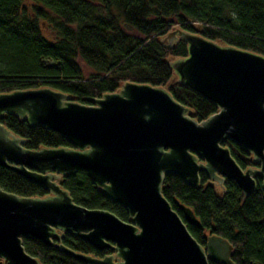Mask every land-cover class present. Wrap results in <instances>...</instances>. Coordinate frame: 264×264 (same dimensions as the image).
<instances>
[{
	"label": "water",
	"instance_id": "water-1",
	"mask_svg": "<svg viewBox=\"0 0 264 264\" xmlns=\"http://www.w3.org/2000/svg\"><path fill=\"white\" fill-rule=\"evenodd\" d=\"M178 40L187 56L169 63L177 82L217 108L202 122L166 90L146 85L124 84L90 105L47 88L0 94V117L45 127L72 146L30 151L0 124V167L49 192L32 199L0 189V264H40L25 252V237L84 264H234L226 240L210 236L202 248L192 238L161 185L173 174L194 188L203 173L213 183L234 182L247 197L260 178L264 195V57L180 29L162 42L170 47ZM225 141L251 154L254 166L241 169ZM80 170L126 210L129 223L72 202L59 180ZM180 209L187 224L199 226L189 208ZM68 233L111 255L96 258L64 247Z\"/></svg>",
	"mask_w": 264,
	"mask_h": 264
},
{
	"label": "trees",
	"instance_id": "trees-1",
	"mask_svg": "<svg viewBox=\"0 0 264 264\" xmlns=\"http://www.w3.org/2000/svg\"><path fill=\"white\" fill-rule=\"evenodd\" d=\"M44 25L51 28L52 39L43 35ZM174 29L264 57V0H0V94L47 88L90 105L124 84L146 85L166 90L201 122L217 108L177 82L169 63L185 58L187 45L178 40L166 47L162 42ZM0 124L24 139L30 151L72 147L60 134L13 115L1 116ZM223 147L241 169L254 166L251 154L234 142L225 141ZM59 185L74 204L129 223L126 210L101 193L85 171L62 177ZM260 185L256 178L255 191L243 197L232 181L217 185L201 173L192 188L169 174L161 194L199 245L205 246L207 236H217L232 247L234 264H264ZM0 189L20 198L49 195L3 167ZM180 206L192 211L198 227L184 221ZM61 243L96 258L111 253L96 250L73 233L65 234ZM22 245L40 264H84L30 237L22 238Z\"/></svg>",
	"mask_w": 264,
	"mask_h": 264
},
{
	"label": "rangeland",
	"instance_id": "rangeland-1",
	"mask_svg": "<svg viewBox=\"0 0 264 264\" xmlns=\"http://www.w3.org/2000/svg\"><path fill=\"white\" fill-rule=\"evenodd\" d=\"M26 4H29V3L26 2ZM42 32L46 38L52 39L53 32H52L50 27H48L47 25H44L42 28ZM164 43H166V42H164Z\"/></svg>",
	"mask_w": 264,
	"mask_h": 264
},
{
	"label": "flooded vegetation",
	"instance_id": "flooded-vegetation-1",
	"mask_svg": "<svg viewBox=\"0 0 264 264\" xmlns=\"http://www.w3.org/2000/svg\"><path fill=\"white\" fill-rule=\"evenodd\" d=\"M210 181V180H209ZM210 182H212V181H210ZM213 183V182H212ZM214 183H216V182H214ZM217 185H221V184H218V183H216ZM210 236H207L206 237V241H207V239L209 238ZM205 244H206V242H205ZM202 246V245H201ZM205 246H202V248H204ZM111 255V253L109 254V255H107V256H110ZM211 264V263H210Z\"/></svg>",
	"mask_w": 264,
	"mask_h": 264
},
{
	"label": "bare ground",
	"instance_id": "bare-ground-1",
	"mask_svg": "<svg viewBox=\"0 0 264 264\" xmlns=\"http://www.w3.org/2000/svg\"><path fill=\"white\" fill-rule=\"evenodd\" d=\"M207 118H208V117H207ZM207 118H206V119H207ZM203 121H204V120H203ZM201 122H202V121H201Z\"/></svg>",
	"mask_w": 264,
	"mask_h": 264
}]
</instances>
